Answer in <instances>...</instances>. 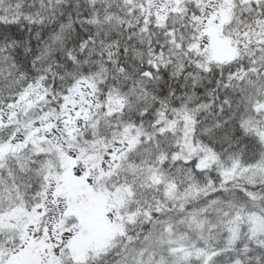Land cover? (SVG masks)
<instances>
[{
    "label": "trees",
    "instance_id": "16d2710c",
    "mask_svg": "<svg viewBox=\"0 0 264 264\" xmlns=\"http://www.w3.org/2000/svg\"><path fill=\"white\" fill-rule=\"evenodd\" d=\"M251 212L264 0H0V264H264Z\"/></svg>",
    "mask_w": 264,
    "mask_h": 264
},
{
    "label": "rangeland",
    "instance_id": "374dc122",
    "mask_svg": "<svg viewBox=\"0 0 264 264\" xmlns=\"http://www.w3.org/2000/svg\"><path fill=\"white\" fill-rule=\"evenodd\" d=\"M72 120H68L67 127L74 124V118L72 116H69ZM64 129H66L64 127ZM246 219H248V225L249 228V236L250 238H253L259 234L264 233V213L261 212H251L248 216H246ZM232 235L229 238V243H235L238 236L240 235L241 228L239 226H235L232 228ZM40 236H42L40 234ZM48 254V253H47Z\"/></svg>",
    "mask_w": 264,
    "mask_h": 264
}]
</instances>
